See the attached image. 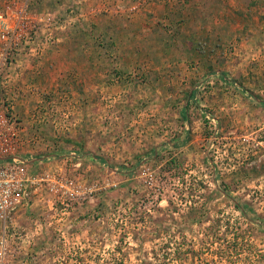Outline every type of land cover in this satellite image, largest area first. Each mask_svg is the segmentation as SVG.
<instances>
[{
  "label": "rangeland",
  "instance_id": "obj_1",
  "mask_svg": "<svg viewBox=\"0 0 264 264\" xmlns=\"http://www.w3.org/2000/svg\"><path fill=\"white\" fill-rule=\"evenodd\" d=\"M21 3L0 112L60 181L5 264H264V0Z\"/></svg>",
  "mask_w": 264,
  "mask_h": 264
},
{
  "label": "built area",
  "instance_id": "obj_2",
  "mask_svg": "<svg viewBox=\"0 0 264 264\" xmlns=\"http://www.w3.org/2000/svg\"><path fill=\"white\" fill-rule=\"evenodd\" d=\"M16 1L13 0L6 10L0 12V74L9 55L17 49L28 19L26 4H16ZM22 131L0 112V225L3 233L11 215L30 205L32 194L40 189L43 182H49V189L53 191L60 181L35 172V161L49 159V156L35 158L30 152H21ZM60 186L64 184L60 183ZM4 241L0 245V264H5Z\"/></svg>",
  "mask_w": 264,
  "mask_h": 264
},
{
  "label": "trees",
  "instance_id": "obj_3",
  "mask_svg": "<svg viewBox=\"0 0 264 264\" xmlns=\"http://www.w3.org/2000/svg\"><path fill=\"white\" fill-rule=\"evenodd\" d=\"M235 206L236 207H238L240 210H241V212H242V214L243 215H246V212L244 211V205H243V207H241L240 205H239V203H235ZM251 208L249 207V210H250ZM253 211V210H252Z\"/></svg>",
  "mask_w": 264,
  "mask_h": 264
}]
</instances>
